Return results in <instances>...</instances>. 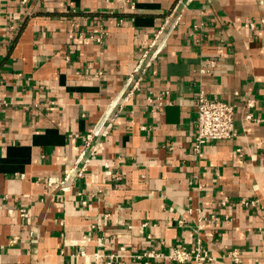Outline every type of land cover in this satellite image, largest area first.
<instances>
[{"label": "crops", "instance_id": "1", "mask_svg": "<svg viewBox=\"0 0 264 264\" xmlns=\"http://www.w3.org/2000/svg\"><path fill=\"white\" fill-rule=\"evenodd\" d=\"M163 91L170 104L146 100ZM199 92L234 105L237 131L201 157ZM108 114L78 178L85 136ZM197 239L212 264H236L234 249L237 264H264V0H0V264H92L120 246L112 264H176L135 255Z\"/></svg>", "mask_w": 264, "mask_h": 264}, {"label": "built area", "instance_id": "2", "mask_svg": "<svg viewBox=\"0 0 264 264\" xmlns=\"http://www.w3.org/2000/svg\"><path fill=\"white\" fill-rule=\"evenodd\" d=\"M181 13H174L171 24L169 25V30L171 31L181 20ZM167 22V21H166ZM165 22V23H166ZM203 23L201 22L197 27L202 28ZM86 39L94 40L97 43L102 42V33L98 35H90ZM165 39H163L164 41ZM155 43V42H154ZM160 46H157L156 50L149 55L147 53L143 54L138 60L134 71L126 80V95L124 101L128 98L133 97L137 92H140L142 89V82L144 76L147 73L149 67L151 66L152 60L156 57L160 51ZM216 63L214 61L208 62L207 68H200L199 73L205 74L210 72V70L215 69ZM168 96L167 91L160 92L154 97L146 96V100L149 103L153 101L156 102L155 106L160 109L163 106L170 104L166 97ZM249 105V103H248ZM115 106V105H114ZM113 105L111 106L114 107ZM195 134L191 142V150L193 153L199 157L203 156L202 149L205 145L214 141H230L237 135L235 118H234V105L217 100L210 99L205 96L203 92H199L196 95L195 102ZM252 116L247 115L246 120H251ZM106 121H111L110 114L106 115L102 120H100L91 132H89L83 141L82 150L76 160V168L74 170L77 172V177L82 178L86 169L88 168L91 160L96 156L98 147L100 144V138L107 135V129L110 126V123L107 124L108 127L104 128ZM104 128V129H103ZM73 171V170H72ZM72 171L68 172V177ZM110 174V172H107ZM226 200L221 202V205H225ZM243 205H254V202H242ZM22 216H27L24 211H21ZM214 219V217H212ZM216 219V218H215ZM199 226H202V219H199ZM181 223V222H180ZM126 250L123 246L118 248V253H110L106 255H99L98 253L93 254L92 264H100L99 260L105 258L103 264H112L114 260L121 257L127 256L125 254ZM79 255H85L83 250H79ZM241 252L239 250H231L227 253V257L230 258L234 263L240 262ZM137 259L147 257L151 259H164L174 262L176 264H189L193 262L194 264H212L215 261V258L202 247L200 240H196L192 248H186L180 245L172 247L168 252H152L146 251L142 254L135 255Z\"/></svg>", "mask_w": 264, "mask_h": 264}]
</instances>
